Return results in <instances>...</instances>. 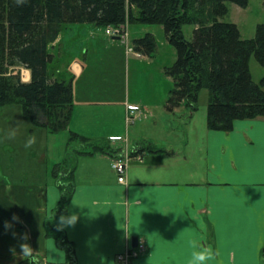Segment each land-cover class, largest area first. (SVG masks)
Segmentation results:
<instances>
[{
  "label": "crops",
  "instance_id": "1",
  "mask_svg": "<svg viewBox=\"0 0 264 264\" xmlns=\"http://www.w3.org/2000/svg\"><path fill=\"white\" fill-rule=\"evenodd\" d=\"M106 30L68 25L51 49L60 72L73 76L69 131L109 141L116 153L71 156L74 191L67 210L78 212L80 220L57 231L61 190L53 170L49 176L47 163L35 176L18 175L17 152L11 140L0 138V264H33L10 253L11 246L19 251L13 230L30 234L34 264H125L118 258L133 248L139 252L131 264H188L193 239L219 253L210 264H264V118L236 120L223 132L199 125L195 113L181 105L166 121L149 124L171 134L152 136L139 127L131 139L129 108L153 118L155 107L130 97V75L123 69L130 59L152 57ZM21 73L30 81L29 70ZM16 106L0 107L8 124L17 115L26 117ZM35 130L42 144L58 134ZM67 149L57 164L69 158ZM132 150L143 151L130 160L120 183L112 159ZM13 213L23 223L12 221ZM4 221L14 228L5 231ZM134 239L145 250L134 246Z\"/></svg>",
  "mask_w": 264,
  "mask_h": 264
},
{
  "label": "trees",
  "instance_id": "2",
  "mask_svg": "<svg viewBox=\"0 0 264 264\" xmlns=\"http://www.w3.org/2000/svg\"><path fill=\"white\" fill-rule=\"evenodd\" d=\"M228 3L247 8L249 0H0V107L18 105L34 127L69 132V158L52 171L61 190L56 216L67 210L74 191L71 156L116 153L109 141L69 131L73 76L60 72L51 49L62 31L73 24L163 26L177 51L176 62L165 70L174 81L167 109L174 113L185 103L194 113L199 92L208 89V128L229 132L236 120L264 118V78L256 83L250 71L252 56L264 66V24L255 38L242 39L236 24L221 20L229 14ZM185 25L195 26L191 40ZM133 48L154 57L155 35L135 39ZM21 68L30 71V81L23 80Z\"/></svg>",
  "mask_w": 264,
  "mask_h": 264
},
{
  "label": "rangeland",
  "instance_id": "3",
  "mask_svg": "<svg viewBox=\"0 0 264 264\" xmlns=\"http://www.w3.org/2000/svg\"><path fill=\"white\" fill-rule=\"evenodd\" d=\"M228 6L229 14L221 20L236 24L240 30L242 39L248 40L255 38L257 26L264 24V0H249L247 8L233 3H228ZM127 29L128 35L126 38L130 41V45L133 44L135 39L142 38L147 33H153L158 44V49L154 57L149 59H130L129 67L126 66L123 69L125 70V77H127V72L130 75V97L132 99L142 97L145 99L143 100L144 103L149 104L152 108L155 107L153 108V118H145L144 112H142L143 115L141 118L129 124L131 139H134L139 127L145 131L147 130L152 136L171 134L172 132L170 133L168 129L164 132L160 127L156 128L151 125L149 126V124H152L153 120L166 121L169 119V110L166 105L170 97V92L174 88V81L166 74L165 70L176 62L177 51L168 42L164 27L161 25L128 23ZM194 30L195 26L193 25H185L183 27V32L189 40L193 38ZM94 70L96 69L94 68ZM250 71L256 83H259L264 78V66L260 65L254 56L250 60ZM209 99V90L202 89L198 95L197 110L194 112L195 121L199 125L207 123ZM18 107L16 106L17 109ZM182 108L184 112L191 113L185 103L182 104ZM22 116L17 115V118L8 124L10 121L0 115V122H2L0 123V138L2 141L8 142L7 135L11 130L15 129L16 138L10 142L17 152V160L19 162L18 175L25 177L27 174V178L35 176L38 169H45L48 163L47 172H49L48 175L50 176L51 170L58 163L57 161H61L64 149L68 148L69 132L58 133L52 136L54 139L53 141L50 140L51 143L42 144L40 134L35 130L36 127L31 124L30 120ZM176 126L179 128L178 124ZM33 131L36 132L34 135L32 134ZM48 134L51 135L49 131ZM32 136L36 137V144L31 148H25V142ZM1 140L0 143H3ZM82 145L85 146V144ZM78 147L79 145L72 144V148ZM52 165L54 166L52 167ZM61 243L63 244L64 242L61 241Z\"/></svg>",
  "mask_w": 264,
  "mask_h": 264
},
{
  "label": "clouds",
  "instance_id": "4",
  "mask_svg": "<svg viewBox=\"0 0 264 264\" xmlns=\"http://www.w3.org/2000/svg\"><path fill=\"white\" fill-rule=\"evenodd\" d=\"M18 2H23V0H18ZM16 138L15 129L11 130V132L7 135V139L13 140ZM36 144V137L32 136L27 139L24 144L25 148H31ZM74 208L80 207L79 205L73 203ZM80 220V214L76 211L65 210V212H61L56 218L55 228L57 231H64L67 228H74L76 224ZM12 221L23 223L22 219L18 214L13 213ZM201 230H203L204 226L199 225ZM14 228V225L11 221H4V230L10 231ZM11 235L14 239H18V248L17 246H11L9 248L10 253L12 254L14 259L22 260V261H32L34 264L35 261V249L29 243L31 237L28 232L18 233L16 231H11ZM190 247L192 249L190 259L188 260V264H210L216 260L219 253L214 250L211 246H205L200 240L193 239L190 242Z\"/></svg>",
  "mask_w": 264,
  "mask_h": 264
},
{
  "label": "built area",
  "instance_id": "5",
  "mask_svg": "<svg viewBox=\"0 0 264 264\" xmlns=\"http://www.w3.org/2000/svg\"><path fill=\"white\" fill-rule=\"evenodd\" d=\"M106 32L110 36H118L123 39L126 38V36L128 35L127 25H122L116 28L113 27L107 28ZM141 116H142L141 108L132 106L128 110L127 120L129 123H131L134 122L136 119L141 118ZM132 158L133 156H131V152L129 151L125 154H121L112 159L111 166L112 169L117 174L120 183H124L126 181L129 162ZM138 159L142 160V157L140 156L138 157ZM138 248L141 250H145V246L143 244L138 245ZM138 252L139 251L137 248L130 249L127 253L121 254L118 259L121 263L124 262L125 264H129V263L131 264V260L138 256Z\"/></svg>",
  "mask_w": 264,
  "mask_h": 264
},
{
  "label": "water",
  "instance_id": "6",
  "mask_svg": "<svg viewBox=\"0 0 264 264\" xmlns=\"http://www.w3.org/2000/svg\"><path fill=\"white\" fill-rule=\"evenodd\" d=\"M117 40H119L120 38H116ZM137 244H138V241H137V239H134V246H137Z\"/></svg>",
  "mask_w": 264,
  "mask_h": 264
}]
</instances>
